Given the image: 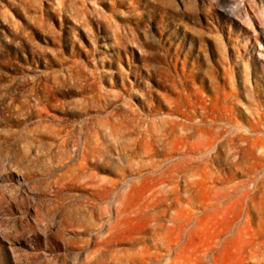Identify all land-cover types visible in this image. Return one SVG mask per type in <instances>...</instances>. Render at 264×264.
<instances>
[{
  "label": "rangeland",
  "instance_id": "rangeland-1",
  "mask_svg": "<svg viewBox=\"0 0 264 264\" xmlns=\"http://www.w3.org/2000/svg\"><path fill=\"white\" fill-rule=\"evenodd\" d=\"M227 9L232 17L217 0H0V264H165L155 236L188 203L208 205L156 202L176 183L144 179L178 158L172 144L192 137L183 125L240 134V154L225 142L206 172L225 181L209 187L237 186L215 217L242 215L251 242L234 240L218 264H264V149L250 146L264 141V0ZM203 238L191 251L209 258L217 248Z\"/></svg>",
  "mask_w": 264,
  "mask_h": 264
},
{
  "label": "bare ground",
  "instance_id": "bare-ground-1",
  "mask_svg": "<svg viewBox=\"0 0 264 264\" xmlns=\"http://www.w3.org/2000/svg\"><path fill=\"white\" fill-rule=\"evenodd\" d=\"M217 2L224 6V14L232 17L234 12L227 9L228 0H217ZM260 35L264 39V28L261 29ZM250 115L254 120V123L250 125L251 131L259 132L261 130V122L257 112H251ZM181 134L182 138H188L189 135H192V137H190V141L184 143L185 145L182 142L172 144L170 152L174 155L172 159L178 158L165 166H161L160 162H155L153 164V176L147 175L144 179L151 178L150 183L155 185L154 187L168 186L171 182L176 183L174 187L160 192L156 202L166 201L171 195H174V200L176 201L186 199L188 202L199 196L201 198L205 197L208 205L206 206V212H203V210L192 209L188 203V207L174 218L173 227L167 229L164 234H159L155 237L157 240L160 241L162 239L166 243V256H172L165 264H203L208 259L213 264H218L217 257L220 250L225 251V249L230 248L234 240L240 241L242 245H248L251 242V239L246 241L242 239L243 232L246 230V227H240L239 220H241L242 215L238 218L226 216L220 220L215 217L221 215V203L234 197L237 186L223 185L222 187H217V185H214L209 187L210 184H224L225 181L219 176H213V174L206 172L209 164L213 162V159H216L215 153L221 150L225 142L232 146V150H234L233 156L240 154L243 147H237L236 145L240 134L236 133L233 136H229L226 128L220 127L210 135H205L203 130L185 125L182 126ZM245 142L246 140L243 141L244 144ZM250 146L252 149H264V141L262 139L252 140L250 141ZM155 152L156 155H159L158 150ZM211 152L213 154H210ZM232 163L237 166L241 162L240 159L236 158ZM79 178L80 176H77V181ZM182 181L185 183L184 187L186 186V189H179ZM85 186L93 191L91 195L95 197L94 175L90 174L87 177ZM196 188L198 191H196ZM247 196L248 194L244 195L243 198ZM218 209H220V212ZM222 209L224 211L225 207H222ZM156 219V215H152L149 222L156 221ZM218 229L219 231H217ZM203 232H207L209 238L214 239L215 248H217L216 251L212 249L209 252L211 253L209 258L208 253L196 255L192 254L191 251V248L196 246V238L205 239L203 238ZM114 237L115 235L112 231L107 237L102 239L99 245L110 242ZM222 237H225V239L219 242ZM151 261L152 263H159L161 257L153 255Z\"/></svg>",
  "mask_w": 264,
  "mask_h": 264
}]
</instances>
